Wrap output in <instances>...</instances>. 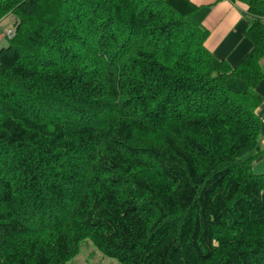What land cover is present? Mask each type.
Wrapping results in <instances>:
<instances>
[{"label":"trees","instance_id":"obj_1","mask_svg":"<svg viewBox=\"0 0 264 264\" xmlns=\"http://www.w3.org/2000/svg\"><path fill=\"white\" fill-rule=\"evenodd\" d=\"M253 48H206L191 0H0V264H264Z\"/></svg>","mask_w":264,"mask_h":264},{"label":"crops","instance_id":"obj_2","mask_svg":"<svg viewBox=\"0 0 264 264\" xmlns=\"http://www.w3.org/2000/svg\"><path fill=\"white\" fill-rule=\"evenodd\" d=\"M198 10L191 20L209 31L206 48L219 61H226L235 68L252 48V42L245 34L250 27L247 7L229 0H191ZM7 28V27H6ZM2 37V38H1ZM0 37V44L3 36ZM264 72V59L261 61ZM262 98L256 115L261 120V151H264V80L256 88ZM254 173L264 174V155L254 163Z\"/></svg>","mask_w":264,"mask_h":264},{"label":"rangeland","instance_id":"obj_3","mask_svg":"<svg viewBox=\"0 0 264 264\" xmlns=\"http://www.w3.org/2000/svg\"><path fill=\"white\" fill-rule=\"evenodd\" d=\"M2 33L0 37L3 36V40L0 44L1 48H6L9 45V39H7L4 35L5 31H15V18L14 16L6 17L2 25ZM7 27V28H6ZM2 38V37H1ZM258 174V173H255ZM68 264H120L118 261L108 258L104 256L101 252H99L91 241H85L81 244V251L78 257H76L73 261Z\"/></svg>","mask_w":264,"mask_h":264},{"label":"built area","instance_id":"obj_4","mask_svg":"<svg viewBox=\"0 0 264 264\" xmlns=\"http://www.w3.org/2000/svg\"><path fill=\"white\" fill-rule=\"evenodd\" d=\"M0 33H1V26H0ZM15 31H8L5 33L6 37L11 39L14 36Z\"/></svg>","mask_w":264,"mask_h":264}]
</instances>
